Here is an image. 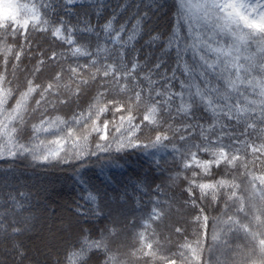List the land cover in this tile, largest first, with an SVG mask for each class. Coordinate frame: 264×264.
<instances>
[{
    "label": "snow or ice",
    "instance_id": "1",
    "mask_svg": "<svg viewBox=\"0 0 264 264\" xmlns=\"http://www.w3.org/2000/svg\"><path fill=\"white\" fill-rule=\"evenodd\" d=\"M16 7L0 22V264H264V0ZM132 151L162 183L113 173L108 192L82 171H123ZM16 161L71 170V211L12 185Z\"/></svg>",
    "mask_w": 264,
    "mask_h": 264
},
{
    "label": "trees",
    "instance_id": "2",
    "mask_svg": "<svg viewBox=\"0 0 264 264\" xmlns=\"http://www.w3.org/2000/svg\"><path fill=\"white\" fill-rule=\"evenodd\" d=\"M92 2H96V0H92ZM99 2L119 5L122 0H99ZM17 14L16 0H0V22L10 18L15 19ZM131 16V13H127L124 17H118V19H120L122 23H129L131 21ZM172 24L173 19L168 15H165L159 20V26L165 33L170 30ZM117 160L120 165L124 166L123 171H121L120 168L108 169L104 175L101 176L100 169L96 166L95 160L82 171L87 174L90 184H94L101 190H106L108 192H111L112 187L107 184H101L100 180H103L106 176L113 173L119 174L121 185H126L129 190L134 189V182L138 178L143 179L146 177L153 187L156 184L162 183L164 179V173L155 168L153 158L142 152L132 151L118 154ZM14 164L15 172L8 173L10 183L14 186L26 187L36 192L38 196L52 203L53 206L57 208V211H59L62 206L63 212H70L71 208L69 205H71L75 199H78L80 193L83 191V186L73 183L74 177L71 174V170L66 169L64 166H61L60 169L55 171L40 172L26 168L24 161H16ZM0 167H5L3 162H0ZM97 176H99V179H97ZM55 185L61 186L57 190L64 188L68 195L55 198L45 195V193ZM147 201L148 197L146 196L145 202L147 203ZM109 207L111 208L112 206L109 204ZM112 210L115 211L116 209L113 208ZM100 227H103V225L101 224Z\"/></svg>",
    "mask_w": 264,
    "mask_h": 264
},
{
    "label": "rangeland",
    "instance_id": "3",
    "mask_svg": "<svg viewBox=\"0 0 264 264\" xmlns=\"http://www.w3.org/2000/svg\"><path fill=\"white\" fill-rule=\"evenodd\" d=\"M56 189H58V188H60L61 186H59V185H55L54 186ZM61 206V205H60ZM60 206H59V208H60ZM59 211H62V206H61V208L59 209Z\"/></svg>",
    "mask_w": 264,
    "mask_h": 264
}]
</instances>
